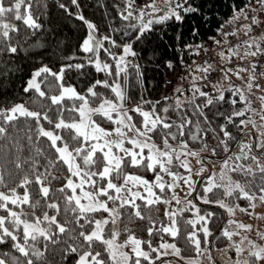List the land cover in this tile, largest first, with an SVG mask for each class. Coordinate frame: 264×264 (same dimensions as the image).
Segmentation results:
<instances>
[{"label":"snow or ice","instance_id":"1","mask_svg":"<svg viewBox=\"0 0 264 264\" xmlns=\"http://www.w3.org/2000/svg\"><path fill=\"white\" fill-rule=\"evenodd\" d=\"M57 6L78 17L86 33L75 47L57 46L53 67L41 52L29 51L38 42L28 48L14 42L20 32L16 21L31 30L43 28L32 12L33 0H0V56L14 58L23 49L40 57L22 84V98L0 99V141L6 142L0 159V264H200L204 245L211 243V224L223 218V210L232 216L236 209L247 213L257 203L264 205V128L258 139H242L251 134L241 126L249 122L243 117L256 111L252 100L234 84L229 87L235 98L226 96L216 87L219 81H212L208 61L189 65L181 53L195 55L207 45L186 43L180 35L175 59L162 62L184 66L193 81L191 96L185 103L165 95L162 106L145 99L136 46L150 32L164 40L162 26L210 14L211 8L197 0H117L119 27L110 23L112 34L98 37L81 0H57ZM230 8L234 15L225 24L243 17L264 27V0H233ZM257 12L259 17L249 15ZM225 24L215 30L219 38L211 37L214 44L228 45L238 34L235 28L225 30ZM244 27L252 31L251 25ZM198 31L192 28L193 35ZM244 43L251 55L264 54V37ZM101 49L114 64L100 59ZM129 67L139 96L127 90ZM199 68L204 75L198 78ZM216 70L224 78L234 71ZM101 72L103 79L97 78ZM197 79L211 88L203 90ZM254 80L250 74L249 87L259 88ZM261 100L264 105V96ZM221 104L227 105L223 111ZM260 119L264 122V115ZM232 224L251 228L225 220L220 234L229 240ZM233 248L234 264H264V245L247 236L226 246ZM208 258L213 259L210 250Z\"/></svg>","mask_w":264,"mask_h":264},{"label":"trees","instance_id":"2","mask_svg":"<svg viewBox=\"0 0 264 264\" xmlns=\"http://www.w3.org/2000/svg\"><path fill=\"white\" fill-rule=\"evenodd\" d=\"M117 0H81V11L86 18L93 20L97 25L96 35L102 36L104 34H112L109 24L112 27H119L120 19L117 15L116 9L113 7ZM247 2V0H245ZM233 0H197L198 5H202L204 9L211 8V13L201 15L196 13L195 15H188L182 22H170L169 25L162 26L166 29L165 39L160 40L154 33H149L148 37L141 41L136 46V50L139 55L136 57V61L142 66L143 82H144V96L145 99H153L160 101L162 106L165 101L162 97L165 95L180 96L181 100H184L182 92H176L177 86L170 90H166L163 80L166 77L174 76L175 69L178 68L179 61L176 62V67L169 68L162 61L168 59H175V38L180 35L186 43H198L203 40L210 39L216 35V28L229 20V17L233 14L230 5ZM47 5V6H45ZM32 12L39 22L43 24L42 29L31 30L25 27L22 21H16L20 27L19 35L15 37L14 42H19L28 48L33 42H38L36 46L29 49L30 52H41V55L46 61L52 62L51 66L55 67V61L59 57L54 53L57 50V46L63 49L67 45L75 47L79 38L86 33V25L78 19V17H69L63 9L57 6V0H33ZM198 28V33L193 35L192 28ZM43 47V51L41 50ZM104 46L107 47V42H104ZM155 46V47H154ZM100 59L109 60L111 58L106 57L103 49L100 50ZM185 60H190V56L182 52ZM141 57H144L141 59ZM131 59V57H130ZM114 64V61H111ZM40 63V57H34L32 55H25L23 49L14 58L8 55L0 56V99L7 101H19L22 98L23 89L22 84L27 80L31 69L34 66H38ZM5 64L8 67H5ZM129 74L128 83L126 85L129 93H134L139 96L141 88L134 75V69L129 67L126 70ZM123 75V73H122ZM97 78H104V73L101 72L97 75ZM69 79L75 82L74 77ZM44 85H42L43 87ZM225 95L235 98V94L231 92V89H225ZM23 98H27L24 96ZM199 102V101H198ZM174 103V101H173ZM221 111L227 108V105L218 106ZM191 114V109H186ZM20 126H24V121L20 122ZM10 131H12L10 129ZM235 135V130L233 129ZM5 141H0V159L3 158V144ZM241 205L244 201L241 198ZM227 218L226 210H223V218L215 221L211 224L213 229L210 235L211 243L204 245L203 248L210 250L214 258L216 255H221L225 258L227 254L232 255L234 248L231 251L226 249L229 245V239L224 237L221 233L224 227L225 220ZM223 254L225 256H223ZM59 260L58 253L54 257ZM71 258L69 257V260Z\"/></svg>","mask_w":264,"mask_h":264},{"label":"rangeland","instance_id":"3","mask_svg":"<svg viewBox=\"0 0 264 264\" xmlns=\"http://www.w3.org/2000/svg\"><path fill=\"white\" fill-rule=\"evenodd\" d=\"M159 2L160 0H157V3ZM233 15L234 13L231 16ZM236 20L238 21V19ZM216 54L217 53L214 52L212 56V61L207 60L209 63H211V66L214 70L213 71L214 82H215L216 77H217L216 81H219V83L216 84V87L228 89L230 88L229 87L230 85L234 84L239 89H243L244 93L252 100V107L255 108L256 111L252 112L250 115H245L243 117L249 122L246 124V126H241V127H246L247 130H250L251 134H254L257 138H259L261 135L260 129L264 128V122H262L260 119L261 115H264V112L261 111L262 106H264L262 105V100H261V97L264 96V63L262 64L257 63V67L253 68L252 61L254 60H252L249 63L246 59H240V57H236L235 60L233 59L225 63L220 60H216L215 59ZM196 64H201V63H196ZM237 65H239L240 67L237 68ZM218 66L219 68H222L225 70L231 68V69H234V71L227 72L228 78H224V72L216 70ZM193 67H195V64ZM195 70H196V73L199 72L198 74H201L203 72L202 68L195 69ZM197 70H200V71H197ZM236 71H239L240 74L236 75ZM250 74L255 76V80L252 81L253 85L259 84L260 85L259 88L255 86L249 87L248 81L250 78ZM203 75H204V72L202 73L201 76ZM189 76L190 74L188 73L186 80L187 78H189ZM187 82L191 84L190 81L187 80ZM196 83L201 85L202 81L198 79ZM211 86L212 84L210 85V88ZM191 94L192 93L190 89L188 96H191ZM241 106H242V103H241ZM252 118H255L254 119L255 126H253ZM250 135H244L242 139L245 141H250ZM205 162L208 163L207 161ZM213 163L215 162L213 161ZM215 167L218 170L220 165L215 164ZM184 195L185 193L183 191H180V196L182 197ZM253 212L257 213L258 215H253ZM227 219L237 221L240 224H250L251 225L250 229L238 227L237 224L228 225L229 230L233 231L234 233L232 239L229 241L228 244H231L233 241L239 242L241 241L242 236H247L249 239L254 240L257 245H264V205L257 203L255 209H249L247 213H245L244 211L240 209H236L234 215L229 216L227 214L226 220ZM236 233H239V235H237ZM257 233H260V235H257ZM243 243L246 245L247 241H244ZM208 251L209 250L205 248L202 249V254L200 256V264H213V261L215 262V264H225V261H228L229 264H234L235 260L237 259L235 250H234V253L232 255L227 254L225 258H223L221 254V255H216V258L212 256L213 259L209 260ZM223 256L225 255L223 254Z\"/></svg>","mask_w":264,"mask_h":264},{"label":"built area","instance_id":"4","mask_svg":"<svg viewBox=\"0 0 264 264\" xmlns=\"http://www.w3.org/2000/svg\"><path fill=\"white\" fill-rule=\"evenodd\" d=\"M259 14V12L257 13H249V15H256ZM249 19H242L241 20H236V22L234 23H228L225 24V22L223 24H225V30L227 31H231L232 28L237 29L241 24L243 23H248ZM249 25H251L252 27V31L249 32L247 31L246 34H240L238 33L237 35L234 36H230L229 37V44L228 45H224V44H214L213 41L210 39L207 40H203L200 42H203L205 45H207V50L205 51L204 49H201V51L198 54H191V53H186L188 56H190V60H185L189 65L194 66V64L196 63H203L204 61L210 60L212 61V56L214 54V52L216 53H220L221 51L226 52L229 51V47H231L232 45H239L241 43H243L246 39H250L253 36H261L264 37V27H261L258 24H253V23H249ZM217 36L218 35H214ZM198 42V43H200ZM235 48H233L232 50H234ZM130 59V56H129ZM195 59V61H194ZM257 63L262 64L264 63V54H257L255 56L254 59ZM188 72L186 71V69L184 68V66L182 64L179 63L178 68L175 70L174 72V76H170V77H166L163 80L164 86L166 90H170L173 87L177 86V87H184L185 88V92H182L185 96L189 95V91H190V83L187 82L186 77H187ZM181 77H183V79H181ZM214 77H213V73H212V81L214 82ZM210 85L211 83H206L204 81H202L201 83V87L203 90L207 91L210 89Z\"/></svg>","mask_w":264,"mask_h":264},{"label":"crops","instance_id":"5","mask_svg":"<svg viewBox=\"0 0 264 264\" xmlns=\"http://www.w3.org/2000/svg\"><path fill=\"white\" fill-rule=\"evenodd\" d=\"M258 17H259V15L260 14H256ZM242 18V17H241ZM242 19H244V18H242ZM242 19H240V18H238V20H242ZM249 23H252V21L249 19V21H248V23H243V25H241V26H239L236 30H237V33H240V34H246V32H247V29L244 27V25H249ZM249 39V38H248ZM248 39H246V40H248ZM248 45H246L244 42L243 43H241V44H239L238 45V47H235V49L234 50H232V52L231 53H229V51H226V52H223L224 53V55H223V57H221V55H220V53H217L216 55H215V59L216 60H220V61H222V62H228V61H230V60H235L236 59V57H243V59H246L249 63L252 61V60H254L255 59V56L256 55H251L250 53H249V51H247L246 49H248ZM196 71V70H195ZM197 71H200V70H197ZM204 72V71H203ZM202 72V73H203ZM199 73V72H198ZM198 73H196L197 74V77L199 78L201 75H202V73L201 74H198ZM187 80L188 81H190L191 83H192V78H191V75L189 76V78H187ZM198 80V79H197ZM217 80V77H216V79H215V81Z\"/></svg>","mask_w":264,"mask_h":264},{"label":"flooded vegetation","instance_id":"6","mask_svg":"<svg viewBox=\"0 0 264 264\" xmlns=\"http://www.w3.org/2000/svg\"><path fill=\"white\" fill-rule=\"evenodd\" d=\"M254 138H257L254 134L250 135V141L253 140ZM258 139V138H257Z\"/></svg>","mask_w":264,"mask_h":264},{"label":"bare ground","instance_id":"7","mask_svg":"<svg viewBox=\"0 0 264 264\" xmlns=\"http://www.w3.org/2000/svg\"><path fill=\"white\" fill-rule=\"evenodd\" d=\"M176 70V69H175ZM175 72V71H174Z\"/></svg>","mask_w":264,"mask_h":264},{"label":"water","instance_id":"8","mask_svg":"<svg viewBox=\"0 0 264 264\" xmlns=\"http://www.w3.org/2000/svg\"><path fill=\"white\" fill-rule=\"evenodd\" d=\"M223 261H225V260H223Z\"/></svg>","mask_w":264,"mask_h":264}]
</instances>
